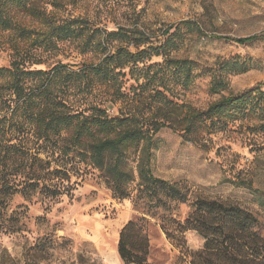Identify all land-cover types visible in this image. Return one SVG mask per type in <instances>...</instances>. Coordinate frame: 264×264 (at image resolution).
<instances>
[{
  "label": "trees",
  "instance_id": "16d2710c",
  "mask_svg": "<svg viewBox=\"0 0 264 264\" xmlns=\"http://www.w3.org/2000/svg\"><path fill=\"white\" fill-rule=\"evenodd\" d=\"M44 2L0 0V54L8 60L0 65V212L14 193L64 194L82 163L101 173L114 198L128 197L136 184L134 207L142 215L120 231L117 251L124 264H152L149 218L179 249L174 264H264V242L250 212L198 195L180 221L172 210L189 201L188 188L155 176L151 168L155 136L163 127L200 146L217 133H249L263 150L264 83L203 109L178 102L176 92L197 74L194 61L173 53L183 47V28L203 35L196 21L166 27L155 43L137 25L107 29L82 17L43 16ZM258 38L264 35L231 40ZM64 48L81 61H49ZM225 86L213 80L209 91Z\"/></svg>",
  "mask_w": 264,
  "mask_h": 264
},
{
  "label": "rangeland",
  "instance_id": "374dc122",
  "mask_svg": "<svg viewBox=\"0 0 264 264\" xmlns=\"http://www.w3.org/2000/svg\"><path fill=\"white\" fill-rule=\"evenodd\" d=\"M49 1L40 8L43 16L82 17L107 29L137 25L152 34L155 43L166 27L196 21L203 35L183 28V47L173 53L194 61L197 74L187 89L176 92L178 102L203 109L221 96L264 83V38L244 44L231 40L264 35V0ZM23 23L36 25L31 19ZM213 35L220 38L209 37ZM81 59L64 48L49 61L78 63ZM7 63L1 53L0 65ZM213 80H224L226 86L212 93ZM205 143L187 141L180 131L169 127L155 136L154 175L189 190V201L178 204L172 214L183 221L198 195L229 201L256 218L255 229L264 242V149L257 150L259 139L234 131L217 133ZM79 167L64 194L14 193L8 197L0 212V264H124L117 251L120 231L129 220L142 215L134 207L136 184H131L128 197L114 198L99 171L82 163ZM149 219L147 261L174 264L179 249L166 238L158 221Z\"/></svg>",
  "mask_w": 264,
  "mask_h": 264
}]
</instances>
